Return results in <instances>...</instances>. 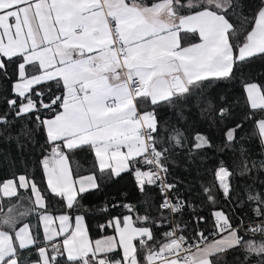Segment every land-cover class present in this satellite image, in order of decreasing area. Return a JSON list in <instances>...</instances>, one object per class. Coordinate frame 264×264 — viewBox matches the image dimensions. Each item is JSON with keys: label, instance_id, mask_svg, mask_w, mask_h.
Wrapping results in <instances>:
<instances>
[{"label": "snow or ice", "instance_id": "6c2138e0", "mask_svg": "<svg viewBox=\"0 0 264 264\" xmlns=\"http://www.w3.org/2000/svg\"><path fill=\"white\" fill-rule=\"evenodd\" d=\"M237 9L243 12L241 0H0V84L7 82L12 93L0 107V142L15 141L22 150L21 139L30 142L36 132L18 123L25 117L29 123L35 118L45 139L44 189L23 174L0 181V264H59L65 254L66 264H227V253L236 250L243 264H264V192L248 190L244 201L255 205L252 218L260 223L241 218L234 227L218 210L212 213L218 239L204 230L189 237L183 218L175 217L185 209L194 213L195 206L177 194L178 182H168L173 153L191 157L213 148L198 124L191 134L179 126L189 117L221 126L219 151L238 147L240 178L264 171V160L257 168L239 136L244 121L253 119L264 144V118L255 120L257 110L264 114V85L245 84L250 115L239 123L225 98L206 92L212 81L229 80L253 60H264V0L250 18H234ZM52 87L58 95H49ZM159 110L172 111L178 124L162 122ZM85 147L101 179L133 172L145 197L144 215L137 211L141 205H111L136 212L135 219L113 217L100 225L113 235L94 242L85 216L71 215L83 207L84 194L100 188L96 173L73 178L69 154ZM215 175L231 200L233 173L222 162ZM20 190L30 192L32 206L22 207ZM203 191L215 204L212 189ZM46 196L64 206L61 214L49 212ZM13 199L16 205L5 206ZM32 215L42 224L43 241L39 225L23 222ZM161 226L169 229L162 244L153 231Z\"/></svg>", "mask_w": 264, "mask_h": 264}, {"label": "trees", "instance_id": "16d2710c", "mask_svg": "<svg viewBox=\"0 0 264 264\" xmlns=\"http://www.w3.org/2000/svg\"><path fill=\"white\" fill-rule=\"evenodd\" d=\"M243 4V12L239 9L236 10L234 18L240 16L251 17L256 7L259 5L260 0H241ZM198 39L191 42H196ZM15 79V77H13ZM255 82L260 85H264V60H253L245 69L243 74L237 73L229 80L212 81L206 88V92L210 98H225L227 101L226 107L232 110V117L235 122L239 123L244 120L245 117L250 115V106L246 102L245 84ZM47 90V87H46ZM59 92L56 87H52L49 95H58ZM5 98H12V93L7 82L0 84V107H6L4 104ZM45 103L48 102V97H45ZM43 116H50L47 111L43 112ZM158 116L161 121L167 120L170 125L176 126L178 124L177 118L172 111H158ZM264 118V114H261L258 110L255 114V120ZM27 117L18 123L24 124L28 128H34L35 134L31 138V141L21 139L20 143L24 145L20 150L17 147V143L14 141L12 144H6L0 142V181H6L10 178L17 177L19 175H26L30 179H35L38 186L44 189V175L41 167L42 149L45 144L44 132L40 130V125L32 117V122H28ZM232 122L230 118L229 123ZM211 137L213 148H205L198 151L195 155L189 157L185 152L176 151L170 157L171 165L168 175V182H178L177 194L183 199L188 200L195 206V212H191L185 209L181 214L176 215L177 221L183 218V223L187 224V230L184 233L186 236H193L194 230H204L206 233H211L210 230H205L204 226H207L212 219V210H223L226 214L230 215L233 221V226H239L241 218H244V222L254 223L258 220H253L252 208L255 206L251 203H244L246 200V191L251 190L253 192H264V171H253L251 177L245 176L240 178L236 173L242 169L241 155L236 145H232L230 150L224 152L219 151L218 146L222 145V133L221 126H212L195 121L194 117H189L188 123L179 125L180 127L188 128L191 131L197 129ZM241 142L244 143V147L248 150L247 156L250 160L257 162V168H259V162L264 160V145L261 143V138L258 134V129L253 119H247L244 121L243 129L239 133ZM69 161L72 166L73 175L77 177V168L83 169L84 174L96 173L97 181L100 184L99 191H90L84 194L79 203L83 207L79 212L73 210L71 215L81 214L85 216V224L90 239L94 242L97 239L113 235L111 227L101 229L100 225L106 224L107 221L113 217L123 216L125 214H131L135 219L136 212L129 213L124 208L116 207L111 208V205L120 203L130 206L141 205L137 209L139 215H144L143 204L145 197L138 191L137 184L134 178L133 172L122 173L119 177L114 179H108V175L103 174L101 179V173L97 169L94 161V157L91 149L85 147L82 150H77L69 154ZM229 169L233 175L229 177V183L232 186V198L226 200L222 195L219 188V182L215 175L216 171L221 166V163ZM251 186V188H250ZM213 189V193L216 196V203L212 204L205 196L204 189ZM149 193H157V189H147ZM30 192L25 190L19 191V198L25 200L23 208L32 206L29 200ZM48 202V210L51 214L61 213V209L64 207L59 201H52L51 197L46 196ZM27 203V204H26ZM5 206L11 204L16 205L17 200L11 201L5 200ZM53 204L55 205L53 207ZM240 206H237V205ZM104 207H108V211H103ZM66 211V209H65ZM156 215L155 212L152 213ZM165 215H168L165 213ZM204 217L205 221L196 223V217ZM24 221L31 225L38 226L40 230V240L42 241L41 226L38 220V216L32 215L29 218H25ZM143 226V225H138ZM157 236V243H164L166 240L162 234L169 231L167 227L161 226L153 229ZM35 252V249L32 250ZM113 259L119 258V253L112 255ZM33 259H36L33 256ZM243 255L239 250L228 252L226 255L227 264H243ZM59 264H66L64 258L59 259ZM251 264H256L255 260Z\"/></svg>", "mask_w": 264, "mask_h": 264}, {"label": "crops", "instance_id": "0c3cea01", "mask_svg": "<svg viewBox=\"0 0 264 264\" xmlns=\"http://www.w3.org/2000/svg\"><path fill=\"white\" fill-rule=\"evenodd\" d=\"M196 42H199L198 40L196 41ZM244 90H245V87H244ZM245 95H246V92H245ZM264 145V144H263ZM122 150H124V151H126V149H122ZM92 151V150H91ZM93 154V153H92ZM94 157V156H93ZM69 163H70V161H69ZM70 166H71V163H70ZM71 168H72V166H71ZM98 169V168H97ZM76 172L78 173V175H77V177H75L74 175H73V178L74 179H78L79 177H81V176H87V175H90V174H84V170L83 169H80V168H77L76 169ZM72 173H73V170H72ZM107 174V173H106ZM44 175V174H43ZM108 175V174H107ZM44 180H45V177H44ZM59 214H61V213H56V214H53V216H58ZM77 215V214H76ZM125 215H131V214H125ZM75 216V215H74ZM212 217V216H211ZM55 225H56V227H57V230H58V226H59V221L58 220H56L55 221ZM212 229H214L213 227H212ZM88 232V231H87ZM88 236H89V234H88ZM90 238V237H89ZM58 239H61V238H58ZM91 240V239H90ZM167 242V241H166ZM165 243V242H164ZM64 260L66 261V254H65V256H64Z\"/></svg>", "mask_w": 264, "mask_h": 264}, {"label": "rangeland", "instance_id": "374dc122", "mask_svg": "<svg viewBox=\"0 0 264 264\" xmlns=\"http://www.w3.org/2000/svg\"><path fill=\"white\" fill-rule=\"evenodd\" d=\"M217 181H218V179H217ZM219 182V181H218ZM212 191H213V189H212ZM22 202H23V204H25V200L23 199V200H21ZM27 204V203H26ZM214 211H218L217 209H213L212 210V212L211 213H213ZM23 222H25V223H28V222H26V221H23ZM40 223V222H39ZM40 226H41V231H42V224L40 223ZM212 227L214 228L215 227V217L212 215V219H210V222H209V224L207 225V226H204V228H205V230H210V229H212ZM41 235H42V241L44 240V234H43V231L41 232ZM219 237H216V239H218ZM101 239V238H100Z\"/></svg>", "mask_w": 264, "mask_h": 264}, {"label": "built area", "instance_id": "2783aa9c", "mask_svg": "<svg viewBox=\"0 0 264 264\" xmlns=\"http://www.w3.org/2000/svg\"><path fill=\"white\" fill-rule=\"evenodd\" d=\"M254 223H260V221L254 222ZM212 230L213 229H211V233H206V231H205V234L208 235L210 239L218 237V236H215V237L213 236Z\"/></svg>", "mask_w": 264, "mask_h": 264}]
</instances>
